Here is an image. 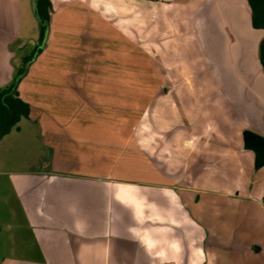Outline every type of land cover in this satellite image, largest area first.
Segmentation results:
<instances>
[{"label":"crops","instance_id":"crops-1","mask_svg":"<svg viewBox=\"0 0 264 264\" xmlns=\"http://www.w3.org/2000/svg\"><path fill=\"white\" fill-rule=\"evenodd\" d=\"M50 2L18 86L30 116L0 140L1 264H264V167L243 141L264 136V30L248 1ZM38 40L35 0H0V90ZM173 45L177 70L131 85L147 70L130 60Z\"/></svg>","mask_w":264,"mask_h":264},{"label":"trees","instance_id":"trees-1","mask_svg":"<svg viewBox=\"0 0 264 264\" xmlns=\"http://www.w3.org/2000/svg\"><path fill=\"white\" fill-rule=\"evenodd\" d=\"M251 10V21L255 29L264 30V0H247ZM52 4L50 0H35V13L39 21L40 38L32 55L23 58V65L12 82L0 90V140L8 135L22 118H29L31 108L23 101L18 86L27 74L30 65L41 55L47 45L50 30ZM259 60L264 70V38L259 45Z\"/></svg>","mask_w":264,"mask_h":264},{"label":"rangeland","instance_id":"rangeland-1","mask_svg":"<svg viewBox=\"0 0 264 264\" xmlns=\"http://www.w3.org/2000/svg\"><path fill=\"white\" fill-rule=\"evenodd\" d=\"M146 16L150 17L151 18L150 23L152 22V24L147 23L152 26H149L148 28H146V31L149 32V36H152V38L154 39L158 35L157 30L159 29V27H161V30L164 31L165 27L163 26L165 24L162 18L163 15L162 13H160V11H158V9L156 10V8L152 7L151 13H147ZM39 38H40V27H39ZM38 43H39V40H38ZM38 43L36 45H38ZM36 45H34L33 47L27 46L26 48H24L23 58L29 57L30 55H32V52ZM177 53L178 54H176V47H174L173 45L172 48L169 50L168 56L165 59L162 58V60H159V58H155V57H153V59L151 58L149 59L146 56L141 55L139 59L134 58L135 61L130 60V62L132 63V66L141 68L139 69L140 71L147 70L145 78H143V76L134 78L135 81L130 79L131 85L140 83L142 85H146L148 88L152 90L156 89V87L160 83V76H159L160 69H161L160 65H163V67L166 69L170 67L172 70L175 71L177 70V67L182 63V57L185 58L186 56L185 54L184 56L182 55V50L180 52L178 51ZM177 57H178V60H177ZM188 61H189V64H191V61L190 60ZM171 74L173 75L175 74V72H171ZM193 79L194 81L197 80V78L195 77H193ZM2 156L3 155L0 154V170H3L2 166H4V164H2V161L4 160ZM5 182L6 181L2 179V176H0V220L2 221V224H3V228L2 230H0V264H1V260L3 259V257H5L7 254L10 253V252H6V247L10 249V247L13 245V242H14L12 239V236L10 235V231L6 228V222L10 220L9 218L10 214L7 213V209L9 207L4 205V201H5L4 198L6 196H9V190L6 189L7 184Z\"/></svg>","mask_w":264,"mask_h":264},{"label":"water","instance_id":"water-1","mask_svg":"<svg viewBox=\"0 0 264 264\" xmlns=\"http://www.w3.org/2000/svg\"><path fill=\"white\" fill-rule=\"evenodd\" d=\"M244 148L255 154V168L264 167V136L252 131L243 132Z\"/></svg>","mask_w":264,"mask_h":264}]
</instances>
